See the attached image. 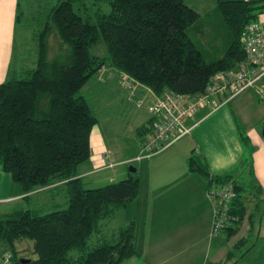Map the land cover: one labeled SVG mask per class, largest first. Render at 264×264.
Segmentation results:
<instances>
[{"label": "trees", "instance_id": "16d2710c", "mask_svg": "<svg viewBox=\"0 0 264 264\" xmlns=\"http://www.w3.org/2000/svg\"><path fill=\"white\" fill-rule=\"evenodd\" d=\"M216 3L227 42L223 51L219 44L210 46L215 51L207 52V59L188 34L201 16L185 0H58L27 17L35 62L0 84V171L9 173L24 193L65 182L67 205L42 215L30 210L1 215L0 256L9 254L13 264H122L140 256L135 221L100 235L106 221L137 198L139 178L130 175L94 189L77 178L78 166L89 160L90 133L97 123L80 91L96 74L99 81L107 78L101 71L109 67L119 73L120 86L126 78L134 87L130 95L121 86L128 100L149 113L151 104L143 106L138 85L155 97L172 92L191 98L203 93L215 74L239 70L246 60L241 34L258 21L264 0ZM99 42L106 47V58L90 53ZM149 115L138 128L140 143L153 122ZM188 168L207 180V189L233 183L232 222L221 232L227 239L238 233L246 217L253 229L248 197L233 174L211 176L197 156L189 158ZM259 193L257 189L254 195ZM95 234L100 237L92 244ZM247 240L240 247L236 242L234 251ZM234 251L224 261L205 264H235Z\"/></svg>", "mask_w": 264, "mask_h": 264}, {"label": "crops", "instance_id": "0c3cea01", "mask_svg": "<svg viewBox=\"0 0 264 264\" xmlns=\"http://www.w3.org/2000/svg\"><path fill=\"white\" fill-rule=\"evenodd\" d=\"M24 2L25 12L21 9L22 0H0V84L35 62V58L25 55L28 52V41L32 43L31 29L26 23L32 11L28 7L29 0ZM257 20L261 21L264 29V12ZM101 73L107 77L106 83L114 85L117 101L132 103L120 86L119 73L116 74L109 67ZM100 83L103 84L102 81ZM263 89L264 80L256 88L245 90L216 110L208 106L202 107L185 120L184 126L189 129L185 136L159 154L131 163L148 164L144 181L139 177L140 189L137 198L124 211L137 207L135 201L146 205V209L143 208L144 216L139 219V222L144 220L143 227L136 228L135 246L140 250V256L124 261L125 264H205L225 260L230 251L225 242L229 239L224 233L211 234L213 206L206 195L208 182L201 175L190 172L189 158L197 156L207 166L211 176L233 174L244 187L245 195L254 201L250 210L247 207L248 215L253 209L259 210L264 205V139L251 127L242 129L230 103L246 91L258 92ZM136 90L139 97L146 102L155 98V94L145 86L138 85ZM103 91L108 93L105 88ZM222 99L218 98L219 101ZM241 106L239 112L242 114ZM134 107L130 108L133 122L129 120L127 125L122 126L131 128L129 143L116 141L111 144L115 125L112 131L104 130L98 120L93 126L90 133L89 160L80 164L77 169V178L82 180L85 188H98L99 186L90 188L86 184H98L97 182H103L108 176L106 182L111 184L118 182L115 180L128 179L134 174L126 171L123 166L130 164L140 154L138 128L150 118L145 109L136 105ZM242 118L246 120L244 115ZM242 135L246 138L244 143L241 140ZM114 136L125 140L129 138L125 132ZM142 166L132 167L138 173ZM107 170L111 171V175L106 173L97 182H85L92 175ZM65 189V182H59L24 193L9 173L0 171V216L17 210L36 211L42 215L38 208L48 206L49 201L57 198H65ZM257 189L260 190L258 197L254 195ZM25 204L31 205L26 207ZM131 220L136 222L134 217H130L129 221ZM247 223L249 225V221L245 219L241 228ZM253 224L254 231V216Z\"/></svg>", "mask_w": 264, "mask_h": 264}, {"label": "rangeland", "instance_id": "374dc122", "mask_svg": "<svg viewBox=\"0 0 264 264\" xmlns=\"http://www.w3.org/2000/svg\"><path fill=\"white\" fill-rule=\"evenodd\" d=\"M25 0H22V11H26V6L23 5ZM58 0H29L28 7L31 8L32 13L35 12L37 9L41 8V11L44 10V8H50L54 6V4L57 3ZM185 4L195 10L201 17L198 21L196 27L194 29H191L189 31V37L194 41L195 44H197L198 48L203 53L204 57L206 58L207 52H214L215 50H210V48L217 46L218 49L224 50L226 48V42L227 38L224 36V34L227 33L226 26L224 24V21L217 9V3L216 0H185ZM30 37L28 38V40ZM28 45L26 47L27 53L29 58L34 59L35 55L33 53L34 48H32V43L29 40ZM211 46V47H210ZM20 48V47H19ZM217 52V51H216ZM90 53L92 55L98 56L100 58H106L107 57V50L103 42H99L96 45L92 46L90 49ZM220 53V52H217ZM216 56V54H214ZM207 59V58H206ZM102 76H104L103 73H101ZM104 78V77H103ZM99 77L94 75L88 83L81 89L80 94H82L90 108L93 110L97 120L100 122L102 128L104 130H114L115 127V134H119L120 132H125L128 135V139H121L118 136H111L113 139L111 141V144L118 142H127L129 143V140L131 138V128L130 127H122L123 125H127L128 121H132V111L131 109L135 108L134 102L128 103L127 101L120 102L118 100V96L115 94V91H113L114 85L111 83H106L108 80L104 78L102 80L103 84H101L99 81ZM263 84V83H262ZM261 85V84H260ZM259 85V87H260ZM107 89L108 93L105 94L103 89ZM150 102V101H149ZM149 102H146L143 99V106L148 107L150 105ZM242 105V106H241ZM230 106L235 112V115L238 119V123L241 125L242 129L251 127L255 129L258 132V135L264 139V89L260 90L258 92L254 90L246 91L245 93L238 96L236 99H234ZM242 107L243 113L241 114L239 111V107ZM131 108V109H130ZM130 109V111L128 110ZM216 110V109H213ZM148 112V111H147ZM242 115H244V118L246 120H243ZM111 122V123H109ZM132 124V123H131ZM121 136V135H119ZM263 136V137H262ZM147 162H143L142 164L139 163H133V164H127L124 165L123 168H125L126 171H129L130 166H142V170L138 171V173L132 174L133 177L141 178L142 181H144L145 178V172L147 171L146 168ZM117 169V168H116ZM111 171H103L102 173L92 175V177L88 178V180H85V182H93L96 180L99 181V178L104 176L106 173H110ZM109 177V176H108ZM108 177L103 180V182H97L98 184H86L87 187H103L108 184L109 182H106L108 180ZM119 181V180H115ZM104 183V184H103ZM114 183V182H113ZM143 185L141 186L142 190ZM142 192L140 193L141 196ZM65 196V195H64ZM38 198V197H37ZM141 200V198L139 197ZM48 206H44L41 208H38L40 213L46 214L54 210L52 207H56L55 205H58L57 207L65 208L66 207V197L65 198H57L54 201H49ZM254 201L248 197L247 201V207L250 210L252 208V205ZM130 204V203H129ZM135 204H137V207H132L129 211L121 210L114 219L106 221L105 224L102 227V231L100 235H110L112 231H116L118 228L123 227L126 225L130 217H134L136 219V228L143 227V222H139V219L142 216L143 208L146 209V205L142 203H138L135 201ZM26 207H28L31 204H25ZM259 206V205H258ZM32 208V207H31ZM259 210L253 209V211L250 212V215L256 217V227L255 230L251 231L249 229V225H245L241 230L238 231V233L227 240L226 247L228 250L234 251V244L237 242L238 247L242 245L243 238H247L248 240L246 243L243 244V247L238 250L234 251L235 259H237V262L235 264H259L262 261H264V205H261L259 207ZM248 216V212H247ZM247 219V217L245 218ZM140 232V229L138 230V233ZM137 233V235H138ZM99 235L95 234L92 244H96L99 239ZM135 238H136V231H135ZM0 244L3 245V243L0 242ZM1 249V245H0ZM2 252V251H1ZM23 255V253H22ZM31 255V254H30ZM125 262H127L125 260ZM123 262L122 264H125Z\"/></svg>", "mask_w": 264, "mask_h": 264}, {"label": "built area", "instance_id": "2783aa9c", "mask_svg": "<svg viewBox=\"0 0 264 264\" xmlns=\"http://www.w3.org/2000/svg\"><path fill=\"white\" fill-rule=\"evenodd\" d=\"M241 42L246 60L239 70L215 74L205 91L194 97L185 98L184 95L165 92L153 99L149 107L153 122L146 127L147 133L141 139L140 154L130 164L159 154L185 136L189 129L185 128L184 122L198 109L205 106L218 109L245 90L256 88L264 80V29L260 20L243 30ZM121 86L132 95L134 87L126 78H122ZM219 97L223 99L219 101ZM206 195L213 206L211 234L218 235L232 222L229 211L235 196L234 185L231 181L212 185ZM0 264H13L11 256L1 255Z\"/></svg>", "mask_w": 264, "mask_h": 264}, {"label": "water", "instance_id": "95a60500", "mask_svg": "<svg viewBox=\"0 0 264 264\" xmlns=\"http://www.w3.org/2000/svg\"><path fill=\"white\" fill-rule=\"evenodd\" d=\"M129 171H130L131 173H135V172H136V169H135L134 167L130 166V167H129Z\"/></svg>", "mask_w": 264, "mask_h": 264}]
</instances>
